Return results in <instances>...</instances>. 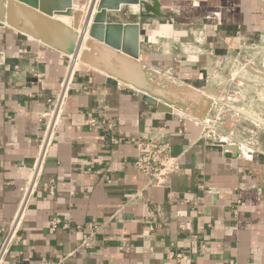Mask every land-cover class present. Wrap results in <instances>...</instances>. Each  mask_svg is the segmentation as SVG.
Instances as JSON below:
<instances>
[{
  "label": "crops",
  "instance_id": "obj_1",
  "mask_svg": "<svg viewBox=\"0 0 264 264\" xmlns=\"http://www.w3.org/2000/svg\"><path fill=\"white\" fill-rule=\"evenodd\" d=\"M142 1L117 14L119 21L139 23L142 62L171 68L200 89L217 72L216 89H235L242 109L264 116V0ZM190 44L198 48L184 49ZM65 54L0 27V241L39 156L53 109L49 99L67 72ZM251 60L258 71L247 66ZM232 61L242 74L235 86L225 69ZM104 122L113 124L116 143ZM202 130L81 63L45 142L20 240L4 264H264V155L228 156L202 139ZM250 130L257 127L234 116L217 133L237 144ZM155 133L167 135L181 163L161 187L135 166L138 137ZM55 217L70 226L53 231ZM168 251L184 258L171 259Z\"/></svg>",
  "mask_w": 264,
  "mask_h": 264
},
{
  "label": "water",
  "instance_id": "obj_2",
  "mask_svg": "<svg viewBox=\"0 0 264 264\" xmlns=\"http://www.w3.org/2000/svg\"><path fill=\"white\" fill-rule=\"evenodd\" d=\"M142 3V0H0V27L9 25L36 40L46 36L48 42L42 43L66 54H79L88 34L86 48L80 53L82 63L129 85L141 101L159 111L178 109L203 118L211 104L206 94L217 96L219 91L170 81L159 83L160 75L140 60L139 23L117 20L118 12L126 6ZM54 40L58 46L50 44ZM227 149L228 156H238L237 144L227 145Z\"/></svg>",
  "mask_w": 264,
  "mask_h": 264
},
{
  "label": "built area",
  "instance_id": "obj_3",
  "mask_svg": "<svg viewBox=\"0 0 264 264\" xmlns=\"http://www.w3.org/2000/svg\"><path fill=\"white\" fill-rule=\"evenodd\" d=\"M203 36L199 38L198 42H203L206 39V32L201 33ZM192 49L195 48V44ZM197 47V45H196ZM198 48V47H197ZM68 59L67 65V72L66 75L60 85V89L55 97L49 99L50 102L53 104V109L49 115V121L46 126V131L44 134V139L41 144V150L39 156L37 157L33 170L30 173L29 181L27 185L23 189V197L20 203V206L12 219L9 223L8 227L3 230V237L0 241V264H4L10 249L12 246L20 240L19 230L21 226V222L25 213V210L30 202L32 192L35 189L37 184V177L38 174L41 172L44 158L46 156V148L45 142L47 141L48 135L52 132L55 124L59 120V116L62 111V106L67 96L69 86L72 80V77L75 73L76 68L82 63L80 57L73 65V60L67 54H65ZM148 65V64H147ZM264 66V59L263 64ZM251 70H257L258 66L255 64L254 61L248 62V65ZM148 68L158 75L167 74L175 79H178L173 70L171 68L167 69H160L148 65ZM234 79L231 77V82ZM171 82V81H170ZM176 85L187 84L179 79L176 82H172ZM219 91V95H212L211 96V104L210 109L206 113L203 118H197L187 112H183L178 109H174V111L179 112L182 116L193 119L194 121L200 123L203 127L202 130V139L210 141L213 145L221 147L223 153H228L229 149H227V145H231L232 143H228V138L226 136L219 135L217 133L218 128L223 125L228 117H241L245 121H249L253 124L257 129L261 126L264 127V119L262 121H258L250 112L245 111L239 105H237L234 100H228L229 96L227 94H232L234 90H226L225 94L221 93L223 90L221 87L217 88ZM216 89V90H217ZM238 95V94H236ZM241 98V97H239ZM264 100V99H263ZM234 101V102H233ZM91 125L96 124V119H90L88 121ZM106 125V129L111 133V141L113 143L117 142V138L113 133V124L111 122H104ZM262 128V127H261ZM259 130H250L247 131L250 135L244 138L242 141L238 142L237 145L239 146L238 156L242 157L246 160H252L255 154H262L264 155V142H262L259 138ZM233 135V132L230 133ZM234 144V143H233ZM232 144V145H233ZM135 166L139 174L146 176L149 179V183L152 186H165L169 183L171 177L178 173L181 170V163L178 156L173 154L172 144L170 140L167 138L165 133H155L151 135H142L137 139V152L135 156ZM200 188H204V185H200ZM50 228L53 231H56L60 227L68 228L70 223L64 221L60 217H55L50 220L49 223ZM182 230H190L191 228L185 224L180 225ZM169 258H176L178 261H181L184 258L183 253L174 254L173 252L168 251ZM50 264H59V263H50Z\"/></svg>",
  "mask_w": 264,
  "mask_h": 264
},
{
  "label": "rangeland",
  "instance_id": "obj_4",
  "mask_svg": "<svg viewBox=\"0 0 264 264\" xmlns=\"http://www.w3.org/2000/svg\"><path fill=\"white\" fill-rule=\"evenodd\" d=\"M32 37V36H31ZM88 37H89V35L88 34H86L85 35V38H84V42H83V44H82V46H81V50L83 51L85 48H86V46H85V40H87L88 39ZM38 41H40V42H48V40L46 39V37H40V40H38ZM51 43H54V45H56V46H58V42H57V40H54V41H52ZM51 45H53V44H51ZM188 47L187 48H184V49H187V51H188V49H192L193 47H191V46H194L193 44H190V45H187ZM195 48H197L196 47V45H195ZM190 51V50H189ZM192 52L193 51H190V53L192 54ZM73 54L74 53H69V54H67L69 57H73ZM212 65H214V63H212ZM233 65H235V63H233V61L232 62H229L228 64H227V67L225 68V69H227V72L229 71V69H230V71L227 73V74H229V75H231L232 74V76L231 77H233V79H234V81H232V85H234L235 86V84H236V82L237 83H240L241 82V79H240V75H242V74H240V73H238V71H239V69L237 68V67H235V66H233ZM237 66H238V64H237ZM217 68V67H216ZM216 70H218V68L216 69ZM169 77H170V80H169ZM249 79V78H248ZM178 79H175L174 77H172V76H170V75H167V74H161V76L159 77V80H158V82L159 83H162V81H171V82H176ZM219 77H218V73L216 72V76H214L213 78H212V80H211V82L209 83V84H207L206 83V88H213V89H216V87H217V85H218V83H219ZM230 80H231V78H230ZM239 81V82H238ZM253 81V80H252ZM261 85H264V84H261ZM206 88H204V89H206ZM234 89V88H233ZM235 90V89H234ZM206 94V93H205ZM208 97H210L211 98V96L212 95H208V94H206ZM228 96H229V98H228V100H234V99H236L237 100V102H235L237 105H239L240 106V98L239 97H242L240 94H238V95H236V93H235V91L232 93V94H227ZM239 101V102H238ZM234 102V101H233ZM246 102V101H245ZM261 103H263L264 104V100L261 102ZM183 112H186V111H183ZM255 118H257L258 119V121H262V119H264V116H259V117H257L254 113H252V112H250ZM248 123H250L249 121H248ZM253 125V124H252ZM254 126V125H253ZM262 127V128H261ZM261 127H259L257 130H259L260 132H259V136L260 135H264V127L263 126H261ZM252 128V127H251ZM264 138V137H263ZM262 141V140H261Z\"/></svg>",
  "mask_w": 264,
  "mask_h": 264
},
{
  "label": "bare ground",
  "instance_id": "obj_5",
  "mask_svg": "<svg viewBox=\"0 0 264 264\" xmlns=\"http://www.w3.org/2000/svg\"><path fill=\"white\" fill-rule=\"evenodd\" d=\"M83 22V21H82ZM43 37H46V36H43ZM82 50H80V53H81ZM80 53L79 54H73V57L72 60H73V65L72 67L75 65V62L77 61V59L80 57ZM233 78V77H232ZM169 80H170V77H169Z\"/></svg>",
  "mask_w": 264,
  "mask_h": 264
}]
</instances>
